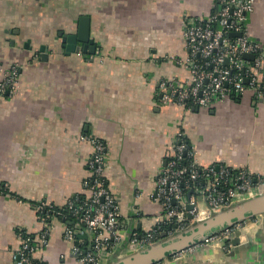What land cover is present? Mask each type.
<instances>
[{
  "label": "crops",
  "instance_id": "0c3cea01",
  "mask_svg": "<svg viewBox=\"0 0 264 264\" xmlns=\"http://www.w3.org/2000/svg\"><path fill=\"white\" fill-rule=\"evenodd\" d=\"M213 8V0H0V79L20 66L16 93L0 95V264H17L21 232L35 239L32 264H78L64 235L70 222L48 220L36 204L63 206L83 194L94 148L84 133L106 144L105 175L127 230L147 229L146 218L159 212L150 193L178 129L200 165L264 173V96L248 90L198 109L161 100L162 78L189 76L177 61L187 55L185 16ZM81 14L91 16L95 53L62 45ZM248 27L264 42V0L255 1ZM251 232L259 234L246 251L205 246L171 264H264V220L247 219L246 240Z\"/></svg>",
  "mask_w": 264,
  "mask_h": 264
},
{
  "label": "built area",
  "instance_id": "2783aa9c",
  "mask_svg": "<svg viewBox=\"0 0 264 264\" xmlns=\"http://www.w3.org/2000/svg\"><path fill=\"white\" fill-rule=\"evenodd\" d=\"M255 1L213 0V11L207 15L185 16L183 39L187 55L177 61L188 70L189 76L161 79L164 103L175 101L190 109L209 107L248 90L256 98L264 96V42L252 37L248 27ZM246 53L253 57H245ZM19 74L18 64L6 71L0 79V95L16 93ZM81 139L90 140L94 148L88 159L89 174L83 181L85 191L83 195L71 197L66 204L75 221L68 220L70 225L64 233L72 242L71 249L78 264H106L123 243L127 249L146 248L159 241L163 231L173 234L214 210L264 190V173L255 174L247 165L237 168L221 162L200 165L193 144L181 128L173 137L171 154L150 193L160 210L146 218L147 229L129 232L123 223L119 201L109 189L105 175V142L88 133L82 134ZM4 191L6 186L0 187V192ZM36 207L46 218L60 219V215H64L49 201H40ZM245 224L246 220L219 230L176 252L169 261L189 257L205 246L228 253L234 247L231 238L237 230L242 231L241 241L246 240ZM46 225L40 234L43 243L47 242L50 229V225ZM164 225H169V229L162 228ZM19 235L21 247L15 253L16 263L32 264L35 239L22 232Z\"/></svg>",
  "mask_w": 264,
  "mask_h": 264
},
{
  "label": "water",
  "instance_id": "95a60500",
  "mask_svg": "<svg viewBox=\"0 0 264 264\" xmlns=\"http://www.w3.org/2000/svg\"><path fill=\"white\" fill-rule=\"evenodd\" d=\"M62 45L67 53L96 52L95 36L91 29L90 15L81 14L77 29L73 32L62 34ZM26 46H28L27 42ZM48 48L46 44L41 45L39 48L40 56L43 59L48 57ZM245 57L252 58L253 55L246 53ZM195 108L198 109V106ZM257 216L264 220V190L248 195L227 207L214 210L207 217L196 220L173 234L169 235L167 231H163L162 238L146 248L127 249L126 243H123L109 256L106 264H156L161 261H164L165 264H171V262L175 261H169V258L176 252L205 239L219 230ZM131 231L129 230V232ZM260 231L261 228L259 233ZM253 232L248 233L247 240L241 241L240 235L242 231L237 230L231 238L234 247L226 254L234 255L237 252L246 251L247 247H250L252 240L259 234L258 232L256 234Z\"/></svg>",
  "mask_w": 264,
  "mask_h": 264
},
{
  "label": "trees",
  "instance_id": "16d2710c",
  "mask_svg": "<svg viewBox=\"0 0 264 264\" xmlns=\"http://www.w3.org/2000/svg\"><path fill=\"white\" fill-rule=\"evenodd\" d=\"M83 195V194H80ZM57 207V209H60L61 211H63L64 215H60V219L63 220H69L74 218L75 216L71 213V211L68 209L67 205H63V206H59V205H55ZM65 216V218H64ZM48 220H50L49 217H47ZM162 228L164 229H169V225H164Z\"/></svg>",
  "mask_w": 264,
  "mask_h": 264
}]
</instances>
